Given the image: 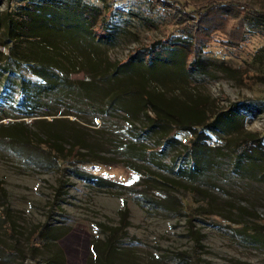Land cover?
I'll list each match as a JSON object with an SVG mask.
<instances>
[{
	"label": "rangeland",
	"instance_id": "1",
	"mask_svg": "<svg viewBox=\"0 0 264 264\" xmlns=\"http://www.w3.org/2000/svg\"><path fill=\"white\" fill-rule=\"evenodd\" d=\"M14 1L17 0H0V12ZM84 1L107 2L114 4L120 13L131 8L151 17L149 22L142 23L121 15L117 39L105 50L109 62L123 60L134 48L145 46L170 30L184 26L185 31L190 29L187 25L191 21L186 24L187 14L179 11L181 7L172 8L173 2L168 0L157 6L155 0ZM178 1H187L189 6L196 7L212 0ZM231 1L264 9V0ZM153 5L156 8H152ZM221 23L231 35L240 32L239 24L228 13L212 19L207 27L212 29L199 41L206 54L224 59L229 69H210L209 73L146 81L145 87L163 103L180 109L196 104L206 115L224 109L232 101L249 99L252 110L253 105H259L260 109L253 113L246 107L240 109L245 117L243 129L260 131L264 124V56H256L255 51L264 45V32L245 26V38L235 44L232 40H223L222 28L216 30ZM227 43L230 44L225 47ZM0 51L5 52V48L0 46ZM30 65L23 63L17 73L34 80L29 72ZM5 74L3 71L2 75ZM65 76L74 81L80 79L82 73L73 68ZM10 88L6 82H0V95L5 91L7 101H10ZM54 96L56 101L48 99V103L57 112L46 116L45 120L60 118L66 121L59 123L69 121L78 130L87 132L85 136L89 140L100 143L92 150L98 157L85 155V162L77 163V170L83 172L81 176L75 175L68 169L61 170L55 160H50V153L37 143L21 142L11 148L3 136L7 128L1 126L0 181L15 221L12 241L15 240L19 248V252L11 255V264H32L34 258L41 262L54 252L58 254L55 264H95L92 260L95 245L99 247L105 241L108 228L118 227H125V235L116 244L121 248L114 257L116 264H264V248L242 241L233 230L235 219L264 218L263 180L237 178L230 170V154L226 153L220 157L216 171H208L195 181L183 180V185H176L177 189L148 180L143 183L144 177H134L139 173L132 174L123 164L124 160L132 161V157L126 154V159L122 160L112 146L118 141L120 144L132 140L130 135L141 125L139 115L131 117L116 109L110 110V114L100 112L92 117L98 109L95 106L99 98L90 100L81 92ZM5 99L0 98L1 117L9 111ZM89 104L95 105L91 108ZM63 112L69 114H61ZM13 120L16 119L3 117L0 124ZM22 121L27 124L29 119ZM59 123L53 127H58ZM138 140L146 148L159 146L155 134H142ZM80 151L85 153L86 149L80 148ZM162 151L156 154L157 158L165 164H173L170 168L182 162L171 146ZM134 162L139 161L135 159ZM131 177L133 179L127 183ZM184 198L191 208L188 214L183 211L181 201ZM196 206L207 207L210 213L201 214ZM40 224L49 232H58V237L31 248L25 234ZM0 264L5 263L0 260Z\"/></svg>",
	"mask_w": 264,
	"mask_h": 264
},
{
	"label": "trees",
	"instance_id": "2",
	"mask_svg": "<svg viewBox=\"0 0 264 264\" xmlns=\"http://www.w3.org/2000/svg\"><path fill=\"white\" fill-rule=\"evenodd\" d=\"M163 1L167 0H155L154 4L157 6ZM168 1L173 2L172 8L181 7L179 11L187 14L186 24L191 21L187 25L190 29L185 31L184 26L170 30L161 38L134 48L123 60L116 62L107 60L105 50L117 39L118 19L123 16L124 19L146 23L151 17L131 8L120 13L114 4L107 2L17 0L9 3L7 9L0 12L3 37L0 46L5 48V52L0 51V82L11 86L8 93L10 101L5 99L4 91L0 98L5 99L9 111L6 110L0 119L16 120L0 124V131H3L1 126L7 128L6 133H2L6 144L14 148L21 142L37 143L50 153V160H55L61 170L68 169L80 175L83 171L77 170V163L85 162V155L95 156L92 150L100 143L89 140L85 136L87 132L78 130L72 122L59 123L66 121L60 118L46 121L45 117L57 112L49 105L48 99L56 101L54 95L68 96L69 93L81 92L90 100L99 98L95 106L98 109L92 117H97L100 112L110 114V110L116 109L131 117L140 116L141 125L130 135L132 140L120 144L118 141L112 146L116 154L123 157L122 160L126 159V154L132 157V161L124 160L123 164L132 174L139 173L134 177H144L143 183L148 180L155 185L177 189L176 185H183V180L195 181L208 171H216L220 157L226 153L230 154V170L237 178L264 181V124L260 131H245L242 124L245 117L240 112L246 107L253 113L260 109L259 105H253L252 110L249 99L232 101L224 109L210 111L206 115L196 104L180 109L163 103L145 87L146 81L157 82L176 75L186 77L209 73L210 69L226 71L229 66L224 59L203 51L200 37L210 32L212 28L207 27L212 19L231 13L239 24L238 35H231L222 23L216 30L222 28L223 40L237 44L245 38L246 27L264 32V9H254L231 0L206 1L196 7L189 6L187 1ZM150 12L153 13L152 10ZM115 17L116 22L113 20ZM255 55L264 56V45L255 51ZM23 63L31 64L29 72L34 80L17 73ZM73 68L81 72L82 77L69 81L65 75ZM3 71L5 75H2ZM94 105L89 104V107ZM23 118L29 119L27 124ZM56 122L59 126L55 128ZM149 133L155 134L158 148H146L138 140L140 135ZM166 146L176 149V156L182 159L174 168H170L173 164H165L157 158L156 154L162 153ZM135 159L139 162H134ZM132 179L128 178L127 183ZM181 203L183 211L188 214L191 208L187 200L184 198ZM195 209L201 214L210 213L207 207L201 209L196 206ZM14 226L0 181V260L5 264H11V255L19 252L16 241H12ZM233 226L242 241L264 248V218L235 219ZM57 233L49 232L40 224L29 230L25 237L28 245L34 248L50 238H57ZM105 235V241L93 249V263L116 264L114 257L121 249L116 244L125 235V227L108 228ZM57 255L54 252L41 262L34 258L32 264H55Z\"/></svg>",
	"mask_w": 264,
	"mask_h": 264
}]
</instances>
